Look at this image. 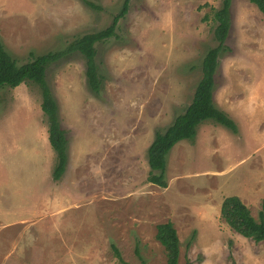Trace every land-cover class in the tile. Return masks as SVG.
I'll return each instance as SVG.
<instances>
[{
    "label": "rangeland",
    "instance_id": "1",
    "mask_svg": "<svg viewBox=\"0 0 264 264\" xmlns=\"http://www.w3.org/2000/svg\"><path fill=\"white\" fill-rule=\"evenodd\" d=\"M0 0V38L26 64L107 29L126 0ZM224 0H130L116 35L96 45L99 94L80 53L47 82L69 140L60 181L42 92L0 89V264H168L157 226L172 222L178 264H264V242L222 219L239 197L255 219L264 200V15L230 0L231 28L214 102L238 125L207 121L168 156L167 188L148 182V149L192 104ZM120 254L121 259L117 254Z\"/></svg>",
    "mask_w": 264,
    "mask_h": 264
},
{
    "label": "trees",
    "instance_id": "2",
    "mask_svg": "<svg viewBox=\"0 0 264 264\" xmlns=\"http://www.w3.org/2000/svg\"><path fill=\"white\" fill-rule=\"evenodd\" d=\"M82 1L91 8L95 7L88 0ZM249 1L256 5L264 15V0ZM129 2L130 0L124 2L120 12L107 29L75 38L64 50L34 56L26 64H19L7 51L0 38V89H16L22 84L28 83L36 84L41 89L42 110L48 121V139L57 158L53 172L55 181H60L68 168L69 140L61 125L58 104L47 82V71L52 64L66 56L80 53L86 60L88 85L94 93L99 94L102 81L96 62V45L106 42L116 35L119 22L128 12ZM230 15V0H224L222 9L215 14V19L218 22L215 38L219 44L217 47L209 49L203 58V76L197 85L192 104L186 113L179 116L170 127L156 133L148 149L150 168L148 182L160 188L168 187L166 171L169 154L182 141L195 142L200 125L207 121H214L234 133L238 132L237 123L218 109L214 102L215 77L219 67L220 54L225 49L229 50L225 44L231 28ZM221 217L238 235L256 243L264 242V200L259 218L255 219L239 197H227L221 207ZM156 239L167 253L168 264H178L180 243L178 232L173 223L167 222L158 225ZM117 256L121 259L119 253Z\"/></svg>",
    "mask_w": 264,
    "mask_h": 264
}]
</instances>
